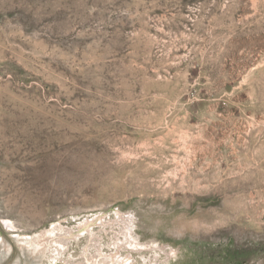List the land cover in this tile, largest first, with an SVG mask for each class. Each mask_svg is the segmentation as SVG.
Masks as SVG:
<instances>
[{"label":"rangeland","instance_id":"374dc122","mask_svg":"<svg viewBox=\"0 0 264 264\" xmlns=\"http://www.w3.org/2000/svg\"><path fill=\"white\" fill-rule=\"evenodd\" d=\"M0 264H264V0H0Z\"/></svg>","mask_w":264,"mask_h":264},{"label":"bare ground","instance_id":"6f19581e","mask_svg":"<svg viewBox=\"0 0 264 264\" xmlns=\"http://www.w3.org/2000/svg\"><path fill=\"white\" fill-rule=\"evenodd\" d=\"M19 242H23V239L22 238H18L17 239ZM32 244V243H31Z\"/></svg>","mask_w":264,"mask_h":264}]
</instances>
